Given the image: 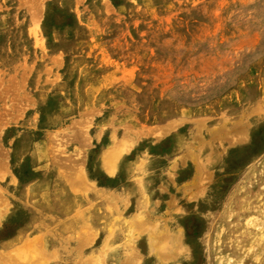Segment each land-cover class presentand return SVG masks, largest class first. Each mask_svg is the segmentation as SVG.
Masks as SVG:
<instances>
[{
    "label": "rangeland",
    "instance_id": "rangeland-1",
    "mask_svg": "<svg viewBox=\"0 0 264 264\" xmlns=\"http://www.w3.org/2000/svg\"><path fill=\"white\" fill-rule=\"evenodd\" d=\"M0 260L264 264V0H0Z\"/></svg>",
    "mask_w": 264,
    "mask_h": 264
},
{
    "label": "bare ground",
    "instance_id": "bare-ground-1",
    "mask_svg": "<svg viewBox=\"0 0 264 264\" xmlns=\"http://www.w3.org/2000/svg\"><path fill=\"white\" fill-rule=\"evenodd\" d=\"M109 157H110V156H109ZM106 159H107V158H106ZM56 176H57V175H56ZM62 177H63V176H62ZM57 178H58V177H57ZM61 179H62V178H61ZM63 180H64V179H63ZM64 183H65V182H62V183H61L63 187H64ZM75 184H77V182H70V185H71V186H75ZM66 186H67V185H66ZM67 187H68V186H67ZM60 188H61V187H60ZM64 188H65V187H64ZM74 191H75V190H74ZM62 192L65 193L64 191H62ZM75 192H76V191H75ZM76 193H77V192H76ZM62 195H63V194H62ZM76 195H77V194H76ZM97 195H98V194H97ZM86 196H87V195H86ZM83 197H84V196H83ZM98 197H99V196H98ZM99 200H100V199H99ZM97 202H98V201H97ZM105 206H106V205H105ZM111 207H112V206H111ZM106 211H107V210H106ZM114 211H115V210H114ZM118 211H119V210H118ZM110 212H111V211H110ZM106 214L109 215V213H107V212H106ZM116 214H117V213H116ZM68 217H70V216H68ZM111 217H112V216H111ZM92 236H93V235H92ZM90 238H91V237H90ZM92 239H94V238H92ZM83 240H84V239H83ZM86 241L88 242V241H90V239H87ZM86 241H84L85 244H87ZM91 241H92V240H91ZM89 244H91V242H90ZM5 259H6V258H5ZM0 261H1V260H0ZM2 261H3V260H2ZM7 261H8V260H7ZM0 263H1V262H0ZM12 264H13V263H12Z\"/></svg>",
    "mask_w": 264,
    "mask_h": 264
}]
</instances>
